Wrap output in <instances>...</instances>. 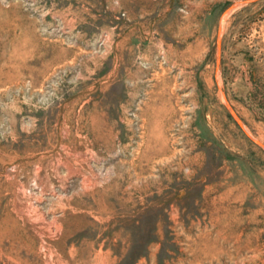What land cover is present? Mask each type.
Segmentation results:
<instances>
[{"label": "rangeland", "instance_id": "374dc122", "mask_svg": "<svg viewBox=\"0 0 264 264\" xmlns=\"http://www.w3.org/2000/svg\"><path fill=\"white\" fill-rule=\"evenodd\" d=\"M0 264H264V0H0Z\"/></svg>", "mask_w": 264, "mask_h": 264}, {"label": "bare ground", "instance_id": "6f19581e", "mask_svg": "<svg viewBox=\"0 0 264 264\" xmlns=\"http://www.w3.org/2000/svg\"><path fill=\"white\" fill-rule=\"evenodd\" d=\"M91 182V181H90ZM89 185V184H88ZM94 186L96 185V183L94 182V184H93Z\"/></svg>", "mask_w": 264, "mask_h": 264}]
</instances>
